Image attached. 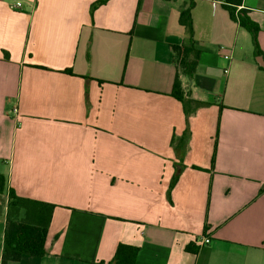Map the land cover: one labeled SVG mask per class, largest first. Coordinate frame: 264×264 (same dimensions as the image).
Returning a JSON list of instances; mask_svg holds the SVG:
<instances>
[{
	"label": "crops",
	"instance_id": "1",
	"mask_svg": "<svg viewBox=\"0 0 264 264\" xmlns=\"http://www.w3.org/2000/svg\"><path fill=\"white\" fill-rule=\"evenodd\" d=\"M99 1L0 0V173L55 205L46 253L4 260L0 194V264H106L120 243L135 264H264V0L242 2L261 54L218 0H194L199 60L180 80L208 104L184 141L188 0Z\"/></svg>",
	"mask_w": 264,
	"mask_h": 264
},
{
	"label": "trees",
	"instance_id": "2",
	"mask_svg": "<svg viewBox=\"0 0 264 264\" xmlns=\"http://www.w3.org/2000/svg\"><path fill=\"white\" fill-rule=\"evenodd\" d=\"M105 0H100L103 2ZM227 10L229 17L247 30L251 36L254 52L261 54L257 34L259 26L248 15V10L242 7L243 0H218ZM194 0H188L185 7L179 12V24L186 34V41L172 45L175 75L172 83L171 94L180 100L185 111L186 128L183 141L189 134L188 118L199 106L208 104L201 100L185 97L180 76L192 77L199 60L200 50L194 41V28L192 9ZM178 178L175 173L169 188ZM0 194L6 195V211L3 230V244L1 258L4 260L18 261L23 256L41 257L47 251V238L51 216L55 205L50 202L32 199L18 195L8 183L4 174L0 173ZM137 247L118 244L111 261L106 264H135ZM104 264V263H98Z\"/></svg>",
	"mask_w": 264,
	"mask_h": 264
},
{
	"label": "built area",
	"instance_id": "3",
	"mask_svg": "<svg viewBox=\"0 0 264 264\" xmlns=\"http://www.w3.org/2000/svg\"><path fill=\"white\" fill-rule=\"evenodd\" d=\"M18 5H19V3L16 4V6H18ZM13 113H14L15 116L18 115L17 107H16V108H13ZM209 241H210V238L207 237V236H204V237L199 241V243H200V244H203V243H208Z\"/></svg>",
	"mask_w": 264,
	"mask_h": 264
},
{
	"label": "water",
	"instance_id": "4",
	"mask_svg": "<svg viewBox=\"0 0 264 264\" xmlns=\"http://www.w3.org/2000/svg\"><path fill=\"white\" fill-rule=\"evenodd\" d=\"M260 63L263 65V62L262 61H260Z\"/></svg>",
	"mask_w": 264,
	"mask_h": 264
}]
</instances>
